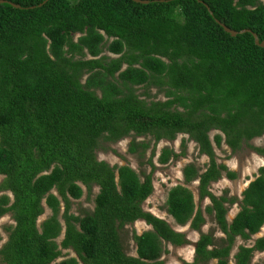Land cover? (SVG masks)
Instances as JSON below:
<instances>
[{"label": "trees", "instance_id": "trees-1", "mask_svg": "<svg viewBox=\"0 0 264 264\" xmlns=\"http://www.w3.org/2000/svg\"><path fill=\"white\" fill-rule=\"evenodd\" d=\"M6 1L0 4V219L12 214L15 225L7 227L0 260L53 264L71 249L78 257L58 264H164L165 243L180 247L188 240L144 210L152 174L111 166L97 152L101 142L130 135L160 142L184 134L210 158L202 173L187 165L185 183L199 180L200 200L211 204L197 208L194 192L177 185L167 212L194 231L206 213L224 234L220 244L203 234L192 264H232L237 240L250 241L264 227V168L229 222L238 199L216 196L210 186L237 174L217 163L210 133L219 132L216 146L225 141L233 151L264 135V48L253 36L264 41V1L49 0L43 7L45 0ZM217 21L251 32L232 37ZM105 51L119 57H100ZM142 86L158 87L167 100L147 102L136 92ZM148 149V142L130 145L140 158ZM172 155L164 149L160 162ZM94 185L100 188L94 211L70 213V198L81 199L82 186ZM46 207L52 215L39 226ZM139 220L151 230L134 234L137 256H130L121 232ZM257 251L264 252V237L240 246L235 264H252Z\"/></svg>", "mask_w": 264, "mask_h": 264}, {"label": "rangeland", "instance_id": "rangeland-1", "mask_svg": "<svg viewBox=\"0 0 264 264\" xmlns=\"http://www.w3.org/2000/svg\"><path fill=\"white\" fill-rule=\"evenodd\" d=\"M79 36L75 35L74 40L77 41ZM102 56H108L110 58L119 57L107 51L100 57ZM76 58L80 59L81 56L76 55ZM86 59L92 58L87 56ZM136 92L147 102L167 100L165 92L161 91L158 87L146 88L142 86L136 88ZM218 133V131L210 133L214 145L215 159L218 164H224L228 167L229 171L235 172L237 178L230 180L224 175L221 180L211 184L210 191L216 196L228 194L229 197L238 199V202L231 207L228 214V220L231 222L242 209L243 192L252 181L261 175V169L264 168V152L258 151V149H264V135L248 143H244L239 150L233 151L225 141L221 147L216 146L214 137ZM134 141L136 143L148 142L150 144V149H148L143 158H140L138 154H132L130 152V145ZM166 148L170 149L177 157H173L172 155L167 164H162L160 157ZM153 151L155 155H153ZM97 156L100 161H106L111 166L128 165L138 173L146 172L147 174H152L154 192L143 204L144 210L166 220L176 231L184 233L188 240L186 245L180 247L165 243L164 253L161 259L164 264H192L195 258L196 244L203 234H213L217 244L221 243L220 240L224 237V234L213 217L205 213L206 223L202 226L201 230L194 231L191 228V223L186 226H179L172 216L168 214L166 209L169 190L177 185L186 186L194 192L197 208H202L205 211L206 207L211 204L209 198L200 200L198 190L199 180L189 185L185 183L183 170L187 165H196L202 173L206 171L210 164V158L200 152L198 143L190 139L188 135L180 134L175 140H161L160 142H155L152 136L136 137L134 135H130L114 143H106L103 141L100 143ZM3 180L4 177L0 176V184ZM82 187L84 194L81 199L76 200L70 198V213L76 216H84L86 213L94 211L96 197L100 190L97 185H94L90 190L85 186ZM55 193L57 194V192ZM10 196L13 198L11 194ZM64 211L65 203L62 202L61 218ZM51 215L52 210L46 207L45 213L39 218V226ZM61 221L64 224L62 219ZM14 225L15 221L12 214H7L0 219V249L9 239L7 227ZM148 230H151V226L144 220L136 221L124 228L121 236L125 251L128 255L137 256L134 234L141 235ZM261 237H264V227L250 241H243L239 238L230 257L232 264H235V255L238 253L240 246L252 247L256 243V240ZM63 239L64 231L57 240L58 243L60 244ZM71 257L77 258L78 255L71 249L63 250L62 258H59L53 264H58L62 260ZM0 264L4 263L0 260ZM252 264H264V252H255Z\"/></svg>", "mask_w": 264, "mask_h": 264}, {"label": "water", "instance_id": "water-1", "mask_svg": "<svg viewBox=\"0 0 264 264\" xmlns=\"http://www.w3.org/2000/svg\"><path fill=\"white\" fill-rule=\"evenodd\" d=\"M49 0H45L43 3H41L40 5H38V7H43ZM135 3H138V4H142V5H149L151 3V1L149 0H133ZM161 2H168L167 0H161ZM7 3L6 0H0V4H5ZM14 7L16 8H20L19 5H15V4H12ZM34 8V7H33ZM208 10L210 11V9L208 8ZM210 13L212 14V12L210 11ZM219 25H221L223 27V29L225 30L226 33L230 34L232 37H236L238 36L239 34L241 33H245V32H251V30H244V31H241V32H238L236 30H233L229 27H227L225 24L221 23L220 21H217ZM253 36H254V39H255V43L256 45L264 48V41L261 43L258 36L253 33Z\"/></svg>", "mask_w": 264, "mask_h": 264}, {"label": "flooded vegetation", "instance_id": "flooded-vegetation-1", "mask_svg": "<svg viewBox=\"0 0 264 264\" xmlns=\"http://www.w3.org/2000/svg\"><path fill=\"white\" fill-rule=\"evenodd\" d=\"M179 232V231H178Z\"/></svg>", "mask_w": 264, "mask_h": 264}]
</instances>
